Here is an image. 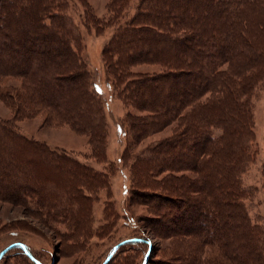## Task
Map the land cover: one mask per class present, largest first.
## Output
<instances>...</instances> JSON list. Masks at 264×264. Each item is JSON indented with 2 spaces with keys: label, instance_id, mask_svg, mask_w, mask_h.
<instances>
[{
  "label": "trees",
  "instance_id": "trees-1",
  "mask_svg": "<svg viewBox=\"0 0 264 264\" xmlns=\"http://www.w3.org/2000/svg\"><path fill=\"white\" fill-rule=\"evenodd\" d=\"M80 2L86 28L92 24L98 32L114 26L101 50L113 95L125 107L146 112L130 114L126 139L137 144L162 134L134 154L137 184L152 179L156 189L181 196L190 193L197 180L206 187L202 198H207L217 220L200 231L202 239L195 234L198 242L190 247L187 261L222 264L212 246L231 257L232 264H246L243 255L249 256V264H264V227L251 222L242 203L257 188L241 183L257 153L250 100L264 83V0H108L106 19L96 17L85 0ZM66 7L67 0H0V100L16 109L15 117H26L29 111L45 121L69 124L87 135L90 154L99 157L105 150L102 108L93 86L91 92L85 89L90 75L80 55V32ZM9 78L18 79L19 87L7 83ZM75 81V89H62ZM13 120L0 118L3 201L29 190L38 193V184L23 182L28 191H22L1 182L33 168L30 160L25 163L24 149H39L47 157L75 164L73 156L21 134ZM117 128L122 132L119 124ZM75 165L76 171L87 173L85 166ZM189 172L200 176L189 177ZM80 184L66 183L74 201L80 197ZM260 191L264 196V159ZM165 195L169 201L179 196ZM178 217L192 220L187 214ZM125 244H144L138 264L147 263L149 241L133 235L112 246L101 264ZM206 245L209 251L205 248L206 256L201 257ZM13 246L32 264H43L25 245Z\"/></svg>",
  "mask_w": 264,
  "mask_h": 264
},
{
  "label": "rangeland",
  "instance_id": "rangeland-1",
  "mask_svg": "<svg viewBox=\"0 0 264 264\" xmlns=\"http://www.w3.org/2000/svg\"><path fill=\"white\" fill-rule=\"evenodd\" d=\"M85 2L96 17L107 18L108 0ZM10 5L8 7L11 8ZM65 9L80 32V55L90 75L85 89L88 92L95 90L101 104L105 150L99 157H94L90 154L87 135L76 132L69 124L45 121L42 115H33L29 111L26 117H15L16 109L7 107L6 99L4 102L0 100V118L12 117L21 134L40 141L51 150L64 151L75 158L72 161L78 164L77 167L83 165L88 168L84 169L86 174H81L73 167L75 164L70 166L47 157L39 149L22 151L25 163L30 160L33 168H29L28 173L23 172L22 176L13 174L2 178L1 182L7 183L8 188L22 191L25 190L23 182L28 186L38 184V193L34 194L26 187L28 192L24 196L13 197L10 201L0 199V264H32L13 246L15 243L25 245L43 264H101L112 246L133 235L147 237L149 241L146 264H190L187 261L190 247L198 242L195 234L202 239L204 233L200 231H207L208 224L217 220L215 212L207 205V198H202L206 187L197 180L192 191L181 196L173 190L165 193L156 189L152 179L137 184L134 169L138 163L133 156L147 141L162 134L150 135L137 144L126 139L130 114L143 115L146 112L125 107L113 95L111 80L105 77L101 50L114 26H101L98 32L92 24L86 28L82 22L84 13L80 0H67ZM128 11L131 13L132 9ZM142 68L144 66L133 67L135 70ZM57 72L62 73L60 68ZM6 80L19 87L18 79ZM65 81L63 79L59 83ZM78 84L79 81L68 83L62 89L73 90ZM250 103L257 153L242 174L241 183L244 187L256 186L257 192L244 198L242 203L251 222L264 227V196L260 191V165L264 159V83L254 91ZM9 148H14V145H9ZM55 164L60 170H55ZM188 176L198 179L200 173L189 172ZM69 180L81 183L78 189L80 197L77 196L75 201L72 189L66 188ZM41 181L44 183L39 185ZM165 194L179 196L177 201H169ZM181 214L191 216L192 220L180 219L178 216ZM144 247V244L122 245L107 264H138ZM205 248L209 251L206 245L198 255L205 257ZM210 249L222 264L233 263L231 257H223L212 246ZM243 257L249 264V256Z\"/></svg>",
  "mask_w": 264,
  "mask_h": 264
}]
</instances>
